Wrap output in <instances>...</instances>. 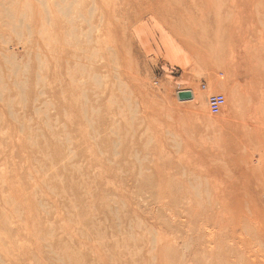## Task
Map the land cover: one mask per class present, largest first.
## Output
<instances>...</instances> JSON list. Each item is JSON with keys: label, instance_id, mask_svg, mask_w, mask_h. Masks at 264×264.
I'll return each instance as SVG.
<instances>
[{"label": "rangeland", "instance_id": "1", "mask_svg": "<svg viewBox=\"0 0 264 264\" xmlns=\"http://www.w3.org/2000/svg\"><path fill=\"white\" fill-rule=\"evenodd\" d=\"M0 264H264V0H0Z\"/></svg>", "mask_w": 264, "mask_h": 264}, {"label": "built area", "instance_id": "2", "mask_svg": "<svg viewBox=\"0 0 264 264\" xmlns=\"http://www.w3.org/2000/svg\"><path fill=\"white\" fill-rule=\"evenodd\" d=\"M202 88H205L206 85L202 84ZM225 97L220 93H213L207 98V103L210 111L214 114L218 113L222 106L224 105Z\"/></svg>", "mask_w": 264, "mask_h": 264}, {"label": "water", "instance_id": "3", "mask_svg": "<svg viewBox=\"0 0 264 264\" xmlns=\"http://www.w3.org/2000/svg\"><path fill=\"white\" fill-rule=\"evenodd\" d=\"M179 100L189 99L192 97V94L189 90H181L177 93Z\"/></svg>", "mask_w": 264, "mask_h": 264}, {"label": "bare ground", "instance_id": "4", "mask_svg": "<svg viewBox=\"0 0 264 264\" xmlns=\"http://www.w3.org/2000/svg\"><path fill=\"white\" fill-rule=\"evenodd\" d=\"M109 9V8H108ZM101 14H102V12H101ZM102 17V16H101ZM190 92H191V94H192V97H194V92L193 91H191V90H189ZM179 92V91H178ZM177 92V93H178ZM192 97L191 98H189V99H192ZM188 99V100H189ZM256 99V98H255ZM184 100H187V99H184ZM252 104H253V98H251V104H250V106H249V108H248V111H250L251 109H252ZM209 108V107H208ZM254 109H256V108H254ZM221 110V109H220ZM209 111H210V109H209ZM252 111H254V110H252ZM211 112V111H210ZM257 112V111H256ZM254 113H255V111H254ZM257 119H259V118H257ZM251 124V123H250ZM254 126V129H255V127L257 128V126L256 125H253ZM253 126H250V127H252L253 128Z\"/></svg>", "mask_w": 264, "mask_h": 264}]
</instances>
